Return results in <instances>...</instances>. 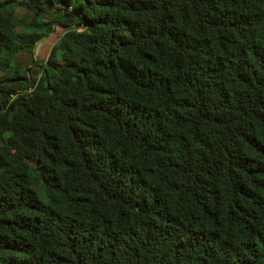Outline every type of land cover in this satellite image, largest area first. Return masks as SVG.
Segmentation results:
<instances>
[{"label":"trees","instance_id":"1","mask_svg":"<svg viewBox=\"0 0 264 264\" xmlns=\"http://www.w3.org/2000/svg\"><path fill=\"white\" fill-rule=\"evenodd\" d=\"M12 1L0 264H264V0H24L28 27Z\"/></svg>","mask_w":264,"mask_h":264},{"label":"rangeland","instance_id":"2","mask_svg":"<svg viewBox=\"0 0 264 264\" xmlns=\"http://www.w3.org/2000/svg\"><path fill=\"white\" fill-rule=\"evenodd\" d=\"M45 9L47 12L42 13L41 15V19L44 21L55 18L61 13V11L56 10V5L47 4ZM8 10L13 12V15L19 21L21 27L29 26V21H31L33 13L30 9H28L24 0L12 1V3L8 6ZM52 29V34L47 35L39 41L40 43L35 44L33 52H23L17 56V60L27 70L29 81L33 82L32 85L30 84L31 86L38 81L41 75L42 66L48 58L51 49L49 46L46 48L42 47L51 43L53 39L56 42L64 31V29L57 24H52ZM31 86L28 88L31 89ZM11 150L28 162L32 164L36 163L35 145L32 141L19 140Z\"/></svg>","mask_w":264,"mask_h":264},{"label":"crops","instance_id":"3","mask_svg":"<svg viewBox=\"0 0 264 264\" xmlns=\"http://www.w3.org/2000/svg\"><path fill=\"white\" fill-rule=\"evenodd\" d=\"M62 28H63V27H62ZM52 32H53V31H52ZM52 32H51L50 34H52ZM50 34H49V35H50ZM39 41H40V40H39ZM39 41H38L36 44L40 43ZM54 42H55V41H54V39H53V40L51 41V43H49V44H46V45H45V46H43L42 48H46L47 46H49V47L51 48V47H52V45L54 44Z\"/></svg>","mask_w":264,"mask_h":264},{"label":"built area","instance_id":"4","mask_svg":"<svg viewBox=\"0 0 264 264\" xmlns=\"http://www.w3.org/2000/svg\"><path fill=\"white\" fill-rule=\"evenodd\" d=\"M13 96V95H12Z\"/></svg>","mask_w":264,"mask_h":264}]
</instances>
